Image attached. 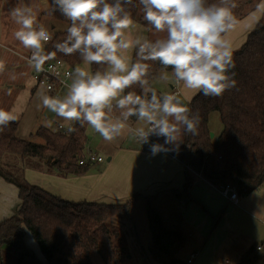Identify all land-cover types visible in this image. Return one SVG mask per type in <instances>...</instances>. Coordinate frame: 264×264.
<instances>
[{
  "label": "trees",
  "instance_id": "16d2710c",
  "mask_svg": "<svg viewBox=\"0 0 264 264\" xmlns=\"http://www.w3.org/2000/svg\"><path fill=\"white\" fill-rule=\"evenodd\" d=\"M209 3L216 0H208ZM260 0H235L233 10L237 21L256 9ZM133 20L148 30L140 7L131 8ZM67 21L59 12L48 9L42 15ZM66 28L51 32L52 39L45 45L46 52L56 51L55 44L66 37ZM136 49L132 50V60ZM63 60L75 68L83 63L79 54L65 56L57 52L52 60ZM236 87L219 97H205L197 93L190 101L191 110L199 111V134L183 135L181 160L185 169V182L181 189L166 188L153 194H136L126 203H99L86 200L73 201L53 194L38 184L29 182L22 165L29 158L37 169L55 170L61 176L82 175L94 163L87 157L88 125L73 123L74 132L40 126L28 138L17 134L18 121L14 120L0 131V177L18 188L19 204L16 211L0 221V264H132L120 230L109 219L120 215L129 222L133 201L145 198L146 217L150 241L145 249L151 264H188L186 257L192 239L179 212V203L192 200L190 193L197 173L222 190L226 185L245 186V192L260 186L258 174L264 169V14L248 33L245 42L233 50ZM50 61V60H49ZM150 64L149 80L163 69L158 61ZM101 65H90L92 72L102 70ZM128 91L141 93L139 86ZM117 112L118 111H114ZM218 112L222 130L211 136L209 117ZM130 121L136 120L130 117ZM84 161L81 163V161ZM166 193H171L176 208L167 213ZM222 216L220 213L215 220ZM28 231L38 243L42 260L25 242ZM258 243L246 249L240 258L227 264H264L258 252Z\"/></svg>",
  "mask_w": 264,
  "mask_h": 264
},
{
  "label": "clouds",
  "instance_id": "9594fccd",
  "mask_svg": "<svg viewBox=\"0 0 264 264\" xmlns=\"http://www.w3.org/2000/svg\"><path fill=\"white\" fill-rule=\"evenodd\" d=\"M51 4V12H59L70 22L65 39L52 52L45 50L52 35L38 22L33 6L20 2L9 14L17 25L14 38L30 50L27 63L36 72L43 71L57 52L78 53L83 61L84 67L67 73L71 82L63 95H50L52 85L48 84L37 98L36 109L55 114L59 127L67 125L69 133L75 131L73 123L87 124L111 142L127 131L147 146L149 158L179 155L183 135L199 134V111L187 107L179 92L158 94L148 78L147 62L171 68L170 74L161 71L158 81L167 83L171 75L184 88L205 97H219L236 87L232 42L227 38L238 23L235 0H51ZM137 4L143 21L163 36L149 40L131 35V8ZM133 48L135 60L127 54ZM93 64L106 67L92 72L88 66ZM133 86H139L141 93H126ZM114 111L118 114L113 115ZM130 117L136 118L135 127L128 124ZM14 120L12 110L0 107V131ZM46 126L52 127L53 121L48 120Z\"/></svg>",
  "mask_w": 264,
  "mask_h": 264
},
{
  "label": "crops",
  "instance_id": "0c3cea01",
  "mask_svg": "<svg viewBox=\"0 0 264 264\" xmlns=\"http://www.w3.org/2000/svg\"><path fill=\"white\" fill-rule=\"evenodd\" d=\"M19 2L25 4L28 0H0V63L3 65L0 70V107L13 111L15 120L18 121V136L28 138L38 127H47L48 120L53 121V126L49 127L51 129H60V122L55 114L47 109L42 108L39 111L36 109L37 98L43 87L36 84L32 76V68L24 58L30 50L23 48L14 38L13 34L17 25L9 14V10L15 7L14 3ZM258 5H260L259 9L249 12L238 21L233 30L227 33L233 50L245 42L248 33L264 14V0H260ZM34 9L37 11L38 22L42 18V12L48 10L41 9L38 3L34 5ZM2 11L5 12L1 13ZM133 21L128 31L135 37L146 27L138 21ZM52 27L54 28L55 25ZM132 50L130 49L127 53L130 59ZM79 66L84 67V64ZM88 68L91 71L90 66ZM167 72L171 73V71ZM157 77L152 81V86L156 88L157 93L179 92L186 106L198 93L184 88L182 82L175 81L171 75L167 83L158 81ZM4 98L6 100L3 102ZM117 114V112L113 113V115ZM137 123V120L128 121V124L133 127ZM89 127L87 128L88 149L94 155L103 158L99 164L95 161L86 173L68 176H61L55 170L27 168L28 170L24 171L25 178L68 200L111 204L126 203L136 194L147 195L166 188L181 189L183 187L185 169L188 166L180 158L181 148L179 155L170 153L166 157L161 154L155 158H149L148 148H142V144L127 131L113 141L107 142L92 128L89 133ZM61 130L67 131V125ZM152 140L156 141V138L152 137ZM159 142H163L162 139ZM92 145L105 151L108 157L107 164H104L102 152L93 149ZM258 179H263L260 186L243 192L244 202L242 205H237L228 196L221 195L220 188L197 173L194 181L196 186L192 191L190 190L193 199L187 202L183 199L178 206L184 225L192 239L186 261L190 253L195 252L196 234L201 231V225L203 224V229L200 233L203 236L209 225H213L215 219L213 217L220 213L224 218L222 220L221 217L219 218L216 234L209 236V243L198 249V255L191 264H227L238 260L242 253L254 243L259 244L258 252L264 256V169L258 174ZM170 195L171 193L165 194L168 200L167 207L175 209L176 204ZM0 198L6 201V207L0 205L1 221L12 215L20 202L18 188L2 177H0ZM7 211L9 212L5 215ZM28 233L26 231L25 242L40 257L34 247L37 242L32 240L30 233L31 239L28 243ZM40 258L44 260L42 256Z\"/></svg>",
  "mask_w": 264,
  "mask_h": 264
},
{
  "label": "rangeland",
  "instance_id": "374dc122",
  "mask_svg": "<svg viewBox=\"0 0 264 264\" xmlns=\"http://www.w3.org/2000/svg\"><path fill=\"white\" fill-rule=\"evenodd\" d=\"M37 3L40 4V8L43 10L49 9L52 6L51 0H33V1L28 0V3L26 2L25 4H30L31 6L34 7V5ZM14 5L16 6L17 3H14ZM8 6L9 5L7 4V8H8ZM3 12H5V11H2L1 13H3ZM39 23H43L48 28V30L50 32H53L54 30H58V29H64L67 26L66 21H61L59 19H55V18H53L51 16H47L45 14L42 16ZM53 25H55L54 28L52 27ZM138 35H144L149 40H155L156 38H158V36H163L164 34H162V33L156 34L154 32V30L150 31L147 28H144V31H142V33H139ZM5 100L6 99L4 98L3 102ZM208 124H209V128H210L211 132L214 133L215 136H218L222 130V124H221L218 112H212L210 114ZM90 129H91V127H89V133H90ZM92 147H93V149L100 150L102 152V155L104 156V164H107V162H108L107 158L108 157L105 155L106 154L105 151L102 149H99V148H95L93 145H92ZM23 160L25 162L22 165V168L24 170H26L27 168H29V169H35L36 168L35 166L30 165V163H29L30 161H27V160H29V158H24ZM96 163L99 164V162H96ZM195 186H196V184L194 182V185L192 186L191 191ZM221 195L225 196L222 192H221ZM0 205L6 207V201L4 199L1 200V198H0ZM145 208H146L145 198L140 197L134 201L133 206L131 207L130 215L133 219L132 222L127 221L126 219L122 218L120 215H116V216L109 219V223L111 225L116 226L120 230V233L124 239V242H125L128 250L130 251L131 255H132L131 256V258H132L131 263L132 264H151L149 259H148L146 249H145L147 243L150 241V233L148 230L146 209ZM162 208H163L165 213H167V211L169 209H171L169 207H164V205ZM8 212L9 211H7L5 215H7ZM216 217L217 216L213 217V219ZM223 218L224 217L221 216V220ZM218 222H219V220L214 219L213 225L212 224L209 225L207 231L203 234V236L200 233V232H202V229H203V224L201 225V227H200L201 231L199 229L200 232L196 234L197 245L194 248L195 252H196V257H197L198 252H199L198 249L201 246H204V245L206 246L209 243V241H210L209 236L212 237L216 234V227H217ZM30 237L31 236L28 233L27 241L29 239H31ZM32 240H33V238H32ZM29 241H28V243H30ZM34 247L36 248L38 254L41 257L42 254L39 250L37 243H36V245L34 244ZM214 261H215V259H214ZM95 262H96V264H103L99 260H96Z\"/></svg>",
  "mask_w": 264,
  "mask_h": 264
},
{
  "label": "built area",
  "instance_id": "2783aa9c",
  "mask_svg": "<svg viewBox=\"0 0 264 264\" xmlns=\"http://www.w3.org/2000/svg\"><path fill=\"white\" fill-rule=\"evenodd\" d=\"M31 56V52H29L27 55H24L25 60L26 58ZM74 68L70 67L66 62L63 60H50L46 61L44 65V70L41 72H36L34 69H32V76L34 80L36 81V84L38 86H46L48 84L52 85V92L49 93L50 95H62V92L66 90L65 86L66 84H70V79L67 76V73L72 72ZM61 129V127H60ZM152 139V138H151ZM147 147L142 144V148ZM87 157L91 159V161L94 163L95 161L101 162L103 158L101 156H96L90 151H88ZM84 161L82 160L81 163ZM246 187L241 186H234V185H226L222 188V193L225 196H228L229 199L237 204L242 205L244 202L243 199V192H245ZM196 257V252L190 253L187 263L191 264Z\"/></svg>",
  "mask_w": 264,
  "mask_h": 264
},
{
  "label": "water",
  "instance_id": "95a60500",
  "mask_svg": "<svg viewBox=\"0 0 264 264\" xmlns=\"http://www.w3.org/2000/svg\"><path fill=\"white\" fill-rule=\"evenodd\" d=\"M211 136L213 137L214 136V133L211 132ZM110 159V158H109Z\"/></svg>",
  "mask_w": 264,
  "mask_h": 264
}]
</instances>
